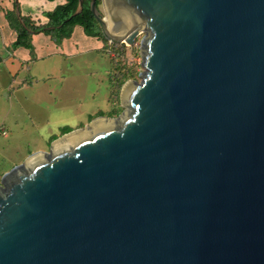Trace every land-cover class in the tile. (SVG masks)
Instances as JSON below:
<instances>
[{
	"label": "water",
	"instance_id": "95a60500",
	"mask_svg": "<svg viewBox=\"0 0 264 264\" xmlns=\"http://www.w3.org/2000/svg\"><path fill=\"white\" fill-rule=\"evenodd\" d=\"M101 5L130 112L2 176L0 264H264V0Z\"/></svg>",
	"mask_w": 264,
	"mask_h": 264
},
{
	"label": "rangeland",
	"instance_id": "374dc122",
	"mask_svg": "<svg viewBox=\"0 0 264 264\" xmlns=\"http://www.w3.org/2000/svg\"><path fill=\"white\" fill-rule=\"evenodd\" d=\"M100 10L104 12L102 5ZM142 38L143 35L134 46L125 47L109 41L108 44L102 41L100 47L96 42L91 46L75 45V53L73 48L67 47L64 55L52 54L24 67L17 82L22 81L25 86L16 93L24 102L23 107L29 109L39 90L42 93L45 90L47 96L42 102L32 105L38 116L23 112L25 116L19 117L14 128L0 124L8 130L7 137L0 133V180L31 155L49 152L52 144L65 135L83 130L98 119L119 118L130 112L123 106L121 95L127 84L140 82L143 71L140 54ZM56 73L55 77H47ZM65 73L66 81L61 78ZM26 80L32 81V85H26ZM38 81L40 85H37ZM44 81L48 84L43 85ZM62 82L69 83V90L66 101L64 99V104L60 105L56 99L62 97L57 94ZM7 93L0 96V104L8 106L10 103ZM14 115L11 108L8 118Z\"/></svg>",
	"mask_w": 264,
	"mask_h": 264
},
{
	"label": "crops",
	"instance_id": "0c3cea01",
	"mask_svg": "<svg viewBox=\"0 0 264 264\" xmlns=\"http://www.w3.org/2000/svg\"><path fill=\"white\" fill-rule=\"evenodd\" d=\"M19 3L20 16L30 17L37 24L48 23V18L45 16L46 13L52 12L57 6L64 4V1L56 0H17ZM14 10V0H0V96L4 92H8L6 96L10 103L8 106L0 104V124L14 128L15 124H18L19 117L25 116L23 112H27L29 115L38 116L37 110L34 108V104L42 102L47 96L45 90L38 92L35 97L31 100V106L29 109L23 107L24 102L21 101L17 96V91H20L25 86L22 81L17 82L22 69L32 64L35 60H43L45 57L51 56L52 54H63L65 48H73L74 53L77 51L75 45L79 46H91L96 42L97 46H102V41L98 38L88 37L84 33V29L80 26L75 27L72 37L65 39L60 45H57L51 36L45 34H38L32 37L33 54L30 50L25 48L12 49V44L17 40V33L10 27L8 20L6 19V12ZM66 55V54H65ZM56 74H48L47 77H55ZM67 74L62 75V79L66 81ZM43 79V78H42ZM26 85H32V81H24ZM40 85L39 81L36 82ZM43 85H47L48 82L44 81ZM60 90H57V94L62 97H57V102L60 105L64 104L65 96L69 90V83L62 82L59 84ZM14 95V99L13 98ZM20 100V102H17ZM66 101V99H65ZM13 109L15 115L8 118L9 110ZM7 130V129H6ZM8 132V130H7Z\"/></svg>",
	"mask_w": 264,
	"mask_h": 264
},
{
	"label": "trees",
	"instance_id": "16d2710c",
	"mask_svg": "<svg viewBox=\"0 0 264 264\" xmlns=\"http://www.w3.org/2000/svg\"><path fill=\"white\" fill-rule=\"evenodd\" d=\"M56 1V0H49ZM64 4L56 7L52 12L46 13L48 23L37 24L30 17L18 16L16 9L19 7L17 0H14V10L6 12V19L10 27L17 33V40L11 48L16 50L25 48L33 54L32 37L38 34L51 36L57 45L65 39H70L75 27L80 26L88 37L98 38L108 44V39L91 11L92 0H84L83 10L76 14L79 9V0H61ZM102 0H97V7Z\"/></svg>",
	"mask_w": 264,
	"mask_h": 264
},
{
	"label": "built area",
	"instance_id": "2783aa9c",
	"mask_svg": "<svg viewBox=\"0 0 264 264\" xmlns=\"http://www.w3.org/2000/svg\"><path fill=\"white\" fill-rule=\"evenodd\" d=\"M0 133L5 137L8 135L7 130L4 127H0Z\"/></svg>",
	"mask_w": 264,
	"mask_h": 264
},
{
	"label": "bare ground",
	"instance_id": "6f19581e",
	"mask_svg": "<svg viewBox=\"0 0 264 264\" xmlns=\"http://www.w3.org/2000/svg\"><path fill=\"white\" fill-rule=\"evenodd\" d=\"M99 120V119H98ZM79 132V131H78ZM76 133V132H75ZM73 134V133H72ZM71 135V134H70Z\"/></svg>",
	"mask_w": 264,
	"mask_h": 264
}]
</instances>
